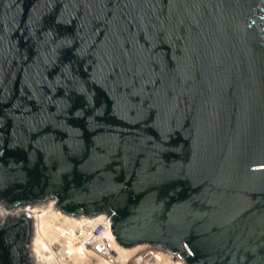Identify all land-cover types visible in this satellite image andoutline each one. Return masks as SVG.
Here are the masks:
<instances>
[{"label":"water","instance_id":"obj_1","mask_svg":"<svg viewBox=\"0 0 264 264\" xmlns=\"http://www.w3.org/2000/svg\"><path fill=\"white\" fill-rule=\"evenodd\" d=\"M107 213L117 246L264 264V0H0V203ZM25 213L0 264H32Z\"/></svg>","mask_w":264,"mask_h":264},{"label":"bare ground","instance_id":"obj_2","mask_svg":"<svg viewBox=\"0 0 264 264\" xmlns=\"http://www.w3.org/2000/svg\"><path fill=\"white\" fill-rule=\"evenodd\" d=\"M39 202H37L38 204ZM47 204V203H46ZM55 201L47 205L16 206L6 209L0 204V223L7 216H18L25 213L31 218L33 235L28 242L26 255L32 264H111L97 252L84 248L82 242L74 241L77 227L83 224L95 225L101 220V214L94 216H69L58 212ZM113 237V233H105ZM116 241V240H115ZM146 245L130 248L115 246V264H166L159 253L149 254Z\"/></svg>","mask_w":264,"mask_h":264},{"label":"built area","instance_id":"obj_3","mask_svg":"<svg viewBox=\"0 0 264 264\" xmlns=\"http://www.w3.org/2000/svg\"><path fill=\"white\" fill-rule=\"evenodd\" d=\"M101 220H99L95 225L83 224L77 227L75 232L74 241L82 242L84 248H90L97 252L103 259H106L109 263L115 264V237H108L105 235L107 232H111V218L107 213L101 214ZM146 250L149 254L152 252L159 253L162 259L165 260L166 264H186L184 258L179 252H170L159 246L146 245Z\"/></svg>","mask_w":264,"mask_h":264},{"label":"rangeland","instance_id":"obj_4","mask_svg":"<svg viewBox=\"0 0 264 264\" xmlns=\"http://www.w3.org/2000/svg\"><path fill=\"white\" fill-rule=\"evenodd\" d=\"M51 201H55V198H49V199H47L46 201H42V202H39L38 204L37 203H35L36 205H47L49 202H51ZM47 203V204H46ZM1 204V203H0ZM2 205V204H1ZM30 206V205H29ZM57 209V208H56ZM55 209V210H56ZM57 211L58 212H61L60 210H58L57 209ZM64 214V213H63ZM67 215V214H66ZM70 216V215H69ZM74 217H78V216H74ZM83 217H88V216H83ZM32 235H33V227H32ZM31 238H32V236H31ZM30 238V239H31ZM31 241V240H30ZM140 245H147V244H140ZM53 264H61V263H58V262H54ZM151 264V263H150Z\"/></svg>","mask_w":264,"mask_h":264},{"label":"clouds","instance_id":"obj_5","mask_svg":"<svg viewBox=\"0 0 264 264\" xmlns=\"http://www.w3.org/2000/svg\"><path fill=\"white\" fill-rule=\"evenodd\" d=\"M27 207V206H26ZM103 214V213H102ZM80 216H85V215H80ZM148 245H150V244H148ZM153 246V245H152Z\"/></svg>","mask_w":264,"mask_h":264}]
</instances>
